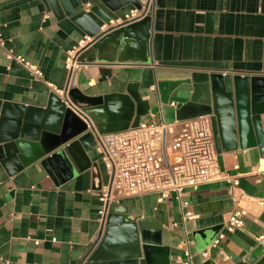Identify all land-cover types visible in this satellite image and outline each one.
<instances>
[{"label": "crops", "instance_id": "0c3cea01", "mask_svg": "<svg viewBox=\"0 0 264 264\" xmlns=\"http://www.w3.org/2000/svg\"><path fill=\"white\" fill-rule=\"evenodd\" d=\"M99 6L110 16L106 26L91 14L101 26L99 37L131 24L116 26L131 3L115 10ZM145 16L150 17L148 61L134 60L138 39L131 32L99 59L83 63L75 80L79 90L89 96L134 95L146 106L141 121L171 122L184 103L205 98L206 83H194L192 72L264 75V0H153ZM81 40L91 39L68 17L57 18L45 0H0V109L44 107L52 92L61 98L48 84L68 88L66 52L80 51ZM17 55L36 64L42 80L32 78L12 57ZM117 56L126 60L110 61ZM13 117L8 113L3 121L10 125ZM251 136L244 148L216 150L220 171L237 177L233 190L223 176L171 192L161 202L154 194L118 202L111 214L122 233L108 241L106 253L129 250L133 232L140 245L152 246L148 264H255L264 255V156ZM87 147L83 162L91 166L77 173L71 164L75 173L68 179L54 161H35L13 174L0 164V255L10 264H85L100 245L107 215L98 220V195L105 173L94 146ZM7 157L1 148L0 162ZM235 206L247 214L242 227L228 232L222 224ZM187 211L191 218L183 219ZM198 231L204 236L194 235Z\"/></svg>", "mask_w": 264, "mask_h": 264}, {"label": "water", "instance_id": "95a60500", "mask_svg": "<svg viewBox=\"0 0 264 264\" xmlns=\"http://www.w3.org/2000/svg\"><path fill=\"white\" fill-rule=\"evenodd\" d=\"M45 1L57 18L68 17L91 39L80 50L81 62L99 59V55L106 51L107 47L124 40L134 31L137 33L134 37L138 39L136 42L138 54L134 60L142 63L148 61L149 16L110 30L100 37L101 26L92 17V15L96 16L102 21V25L108 26L110 16L100 8L99 3L115 10L127 3L139 8L138 0ZM108 52L113 55L111 50ZM125 60L117 56L110 61ZM78 71L72 73L71 82L66 89L71 106L54 92L48 95L44 107L2 105L0 149L5 148L8 157L0 164L8 174H13L14 171L35 161H40L42 164L56 162L67 179L75 173L71 164L77 173L90 167V162L87 161L85 165L83 158L85 150H88L87 145L90 143L94 146V137L82 114L87 115L97 131L104 134L136 127L140 123L141 115L146 113V106L136 96L120 93L103 96L84 94L75 82ZM191 79L194 83H206L205 98L202 100L193 98L184 103L177 110L176 118L187 119L199 115H211L217 151L221 148L232 150L238 146L244 148L250 132L251 137L254 138L252 143L258 147L259 154L264 156V129L261 128V115L264 114V75L241 76L217 72H192ZM8 113H11L13 118H17L16 121H10V125L3 121L4 115ZM7 163H11V168ZM116 205L117 203L110 205L100 245L85 264H148L152 246L147 245L143 240V244L140 245L137 233L132 232L133 245L129 250L120 253H106L104 250L113 236L122 233L121 227L115 226V219L111 214ZM125 227L130 229L129 226ZM195 234L204 236L200 231ZM255 264H264V255Z\"/></svg>", "mask_w": 264, "mask_h": 264}, {"label": "built area", "instance_id": "2783aa9c", "mask_svg": "<svg viewBox=\"0 0 264 264\" xmlns=\"http://www.w3.org/2000/svg\"><path fill=\"white\" fill-rule=\"evenodd\" d=\"M153 0H141L140 7H131L122 18L116 19V26L132 23L143 18ZM78 42L83 48L88 42ZM78 50L66 52L64 67L72 73L83 67ZM34 79L42 80L40 68L21 55L12 56ZM50 90L57 92L64 102L71 106L65 90H57L48 84ZM174 106V102L170 103ZM85 118V117H84ZM86 120V118L84 119ZM88 127L94 137V148L104 168L103 183L98 200V220L104 222L109 207L123 198L154 194L161 202L171 192L180 194L184 189H196L206 183L219 181L225 177L232 190L238 186L236 176L225 175L219 169L211 117L208 114L187 119H175L171 122L140 121L136 127L104 134L88 121ZM247 211L235 206L222 224L228 232L244 225ZM191 218L185 212L183 219ZM220 233L212 240L218 243ZM185 256L189 257L188 250ZM206 250L202 255L206 256ZM0 264H10L0 255ZM184 264H189L186 261Z\"/></svg>", "mask_w": 264, "mask_h": 264}]
</instances>
